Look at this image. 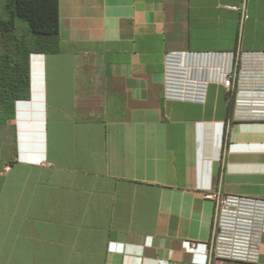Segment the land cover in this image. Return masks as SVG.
I'll use <instances>...</instances> for the list:
<instances>
[{"label": "crops", "instance_id": "obj_1", "mask_svg": "<svg viewBox=\"0 0 264 264\" xmlns=\"http://www.w3.org/2000/svg\"><path fill=\"white\" fill-rule=\"evenodd\" d=\"M241 2L58 0L59 51L30 55L0 126V264H207L202 194L264 198V122L215 85L165 101L164 57L234 51ZM247 8L241 47L264 51V0Z\"/></svg>", "mask_w": 264, "mask_h": 264}, {"label": "built area", "instance_id": "obj_2", "mask_svg": "<svg viewBox=\"0 0 264 264\" xmlns=\"http://www.w3.org/2000/svg\"><path fill=\"white\" fill-rule=\"evenodd\" d=\"M247 5L248 0H242L239 6L231 8L239 15L238 46L234 51L165 55V101L203 105L208 88L215 85L227 91L237 113L236 120L264 122V51H245L240 44L249 19ZM8 170L4 167L3 173ZM202 197L213 207L207 264H257L264 236V198L230 195L220 190Z\"/></svg>", "mask_w": 264, "mask_h": 264}, {"label": "trees", "instance_id": "obj_3", "mask_svg": "<svg viewBox=\"0 0 264 264\" xmlns=\"http://www.w3.org/2000/svg\"><path fill=\"white\" fill-rule=\"evenodd\" d=\"M58 23V0H0V126L29 95L30 55L58 53Z\"/></svg>", "mask_w": 264, "mask_h": 264}, {"label": "rangeland", "instance_id": "obj_4", "mask_svg": "<svg viewBox=\"0 0 264 264\" xmlns=\"http://www.w3.org/2000/svg\"><path fill=\"white\" fill-rule=\"evenodd\" d=\"M18 23H20V24H21V22H19V21H18ZM21 25H22L24 28H26V27H27L25 23H22Z\"/></svg>", "mask_w": 264, "mask_h": 264}]
</instances>
